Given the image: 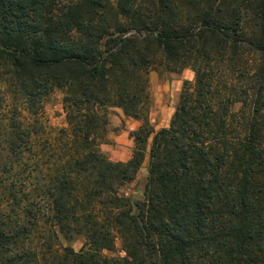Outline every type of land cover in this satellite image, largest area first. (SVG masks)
Here are the masks:
<instances>
[{
  "label": "trees",
  "instance_id": "1",
  "mask_svg": "<svg viewBox=\"0 0 264 264\" xmlns=\"http://www.w3.org/2000/svg\"><path fill=\"white\" fill-rule=\"evenodd\" d=\"M187 69L155 133L149 74ZM6 89L35 117L63 91L69 128H0V264H264V0H0V113ZM114 108L143 122L127 163Z\"/></svg>",
  "mask_w": 264,
  "mask_h": 264
},
{
  "label": "rangeland",
  "instance_id": "2",
  "mask_svg": "<svg viewBox=\"0 0 264 264\" xmlns=\"http://www.w3.org/2000/svg\"><path fill=\"white\" fill-rule=\"evenodd\" d=\"M195 82V75L190 70L180 73L156 72L149 74V91L152 104L149 111V122L155 133L169 128L175 114L184 82ZM6 100L3 111L0 113V128L5 134L9 133V122L13 116L23 120L25 125L33 127L38 125L43 133L44 139H56L59 130L68 129L67 116L65 113L64 92L56 90L43 102L38 116H32L23 101L16 98L6 89ZM110 125L105 142L101 145L102 152L113 163H127L133 157L136 144L134 134L142 127L143 122L126 117L122 110L111 109ZM153 142V135L146 144V156L136 180L125 189V194L135 201L143 199L145 186L148 179L149 152ZM64 247H72L79 252L85 245L83 238H77L71 242L62 241ZM114 252H104L108 258H125L126 254L119 239L116 240Z\"/></svg>",
  "mask_w": 264,
  "mask_h": 264
}]
</instances>
